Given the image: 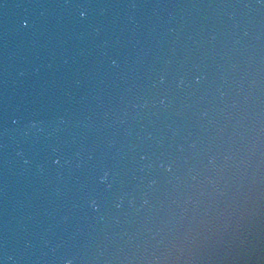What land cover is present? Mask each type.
<instances>
[{"label": "water", "instance_id": "water-1", "mask_svg": "<svg viewBox=\"0 0 264 264\" xmlns=\"http://www.w3.org/2000/svg\"><path fill=\"white\" fill-rule=\"evenodd\" d=\"M0 264H264V0H0Z\"/></svg>", "mask_w": 264, "mask_h": 264}]
</instances>
